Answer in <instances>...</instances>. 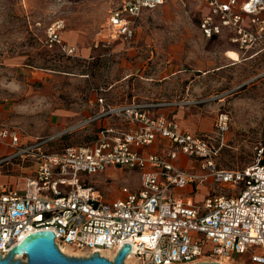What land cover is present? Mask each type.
<instances>
[{
	"label": "built area",
	"instance_id": "obj_1",
	"mask_svg": "<svg viewBox=\"0 0 264 264\" xmlns=\"http://www.w3.org/2000/svg\"><path fill=\"white\" fill-rule=\"evenodd\" d=\"M199 1L204 12L198 28L204 38L225 37L238 56L251 52L249 59L264 57V0ZM164 2L122 0L107 16L110 38L131 42L133 23ZM64 27L61 20L52 22L41 44L48 51L73 57L76 48L62 38ZM96 104L97 114L77 125L103 121L94 141L60 153L46 149L48 141L23 143L16 131L0 128L4 152L0 167L14 162L32 165L23 194L0 187V256L31 233L51 231L59 250L97 253L109 261L127 244L131 249L127 257L137 264H220L234 262L232 254H250L252 264H264L263 149L251 166L222 169L216 159L223 143L215 145L205 135L182 131L172 118L155 113L176 109L180 103L132 100L107 105L99 98ZM228 122V114L217 115L218 136L228 131ZM158 140L166 144L148 152ZM185 162L203 174L182 169L180 164ZM117 168L138 173L136 190L122 187L116 196L105 199L86 183V178ZM205 182L235 191L223 195L206 189L199 204H190L182 196L188 188L194 196ZM207 244L213 246L210 251H205Z\"/></svg>",
	"mask_w": 264,
	"mask_h": 264
},
{
	"label": "rangeland",
	"instance_id": "obj_2",
	"mask_svg": "<svg viewBox=\"0 0 264 264\" xmlns=\"http://www.w3.org/2000/svg\"><path fill=\"white\" fill-rule=\"evenodd\" d=\"M121 1L0 0V128L16 131L23 143L48 141L46 149L60 153L94 141L103 121L77 125L97 114L99 98L107 105L177 102L174 113L185 130L223 143L219 168L251 166L261 149L264 161V57L238 56L225 37L204 38L199 0H165L133 23L131 42L114 41L106 20ZM56 20L63 22L62 38L76 46L77 55L43 48L45 31ZM221 112L228 114V131L218 136L215 122ZM180 167L203 174L190 163ZM109 170L86 178L105 199L122 187L138 188L137 172ZM31 172L29 163L1 166L0 187L23 194ZM200 186L196 195L188 188L182 196L199 204L206 189L223 195L235 191L210 182ZM212 247L207 244L205 251ZM231 259L229 264H252L250 254Z\"/></svg>",
	"mask_w": 264,
	"mask_h": 264
},
{
	"label": "water",
	"instance_id": "obj_3",
	"mask_svg": "<svg viewBox=\"0 0 264 264\" xmlns=\"http://www.w3.org/2000/svg\"><path fill=\"white\" fill-rule=\"evenodd\" d=\"M130 251V246L124 244L112 261L99 257L97 253L87 257L66 256L55 245L53 232L38 231L26 236L5 257L0 256V264H124ZM18 256L24 259L20 260Z\"/></svg>",
	"mask_w": 264,
	"mask_h": 264
},
{
	"label": "crops",
	"instance_id": "obj_4",
	"mask_svg": "<svg viewBox=\"0 0 264 264\" xmlns=\"http://www.w3.org/2000/svg\"><path fill=\"white\" fill-rule=\"evenodd\" d=\"M202 5V4H201ZM202 8H203V6H202ZM113 9V8H112ZM111 10V9H110ZM109 10V11H110ZM109 11H108V13H109ZM204 12V8L202 9V13ZM115 41V40H114ZM117 41H119V40H117ZM67 42V41H66ZM119 42H121V43H124V42H122V41H119ZM68 43V42H67ZM69 45H71V46H74L75 48H76V46L75 45H73V44H70V43H68ZM77 53H78V50H77V48H76V55H77ZM149 102H152V101H149ZM175 110L176 109H174V108H170V109H163V110H156V114H163V115H167L169 118H172L178 125H179V127H180V129L182 130V131H186V132H189V133H191V134H197V135H203V134H198V133H195V132H190V131H188V130H185V128L179 123V121H178V118H177V116L175 115ZM105 123L103 122V125H104ZM161 144H166V142L165 141H162V140H158L157 142H156V144H155V147H149V148H147V151L148 152H155L156 150H158L159 149V147H160V145ZM111 170V169H110ZM109 170V171H110ZM202 193H203V191H202ZM200 194V196L199 197H202V195L203 194ZM183 194H184V192H183ZM193 195V194H192ZM192 195H190V196H192ZM194 195H196V194H194Z\"/></svg>",
	"mask_w": 264,
	"mask_h": 264
},
{
	"label": "bare ground",
	"instance_id": "obj_5",
	"mask_svg": "<svg viewBox=\"0 0 264 264\" xmlns=\"http://www.w3.org/2000/svg\"><path fill=\"white\" fill-rule=\"evenodd\" d=\"M60 250L64 255L71 256V257H86L87 256L86 253L72 250L69 247H60ZM106 257L111 259V256L109 255ZM17 258L21 259L22 256H18ZM230 262H231L230 260H225V261L220 262V264H229ZM125 264H137V263L135 262L132 256H129L126 258Z\"/></svg>",
	"mask_w": 264,
	"mask_h": 264
}]
</instances>
